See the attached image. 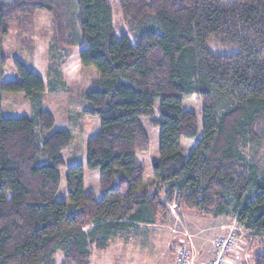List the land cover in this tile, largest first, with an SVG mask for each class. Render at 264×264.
<instances>
[{"label": "trees", "instance_id": "trees-1", "mask_svg": "<svg viewBox=\"0 0 264 264\" xmlns=\"http://www.w3.org/2000/svg\"><path fill=\"white\" fill-rule=\"evenodd\" d=\"M111 1L74 0L70 13L51 0H0V50L19 16L46 11L53 25L48 82L15 59L16 79L0 85V264H89L91 248L155 224L164 204L178 200L198 214H230L245 232L264 236V172L244 156L264 143V0H120L130 35L120 40ZM73 49L98 75L82 114L98 118L100 129L85 163L67 169L68 199L59 202L72 135L54 130L41 96L63 86L56 52L64 59ZM3 93L22 94L30 116L4 117ZM190 97L202 107L199 139L197 115L183 109ZM223 98L229 107L220 112ZM144 121L159 131L151 174L165 202L144 188L137 163L149 151ZM194 140L185 156L182 141ZM86 173L99 174V196L85 190ZM261 247L250 264H264Z\"/></svg>", "mask_w": 264, "mask_h": 264}, {"label": "rangeland", "instance_id": "rangeland-1", "mask_svg": "<svg viewBox=\"0 0 264 264\" xmlns=\"http://www.w3.org/2000/svg\"><path fill=\"white\" fill-rule=\"evenodd\" d=\"M10 4L15 0H1ZM68 8L72 13L71 5L74 0H51ZM111 16L114 36L120 40L123 37L130 39V35L123 23L120 13V0L111 1ZM70 22V14L67 17ZM53 25L52 17L46 11H37L33 15L19 16L10 26L9 34L3 39L0 50V85L15 80L13 60L22 61L29 69L34 66L44 77L47 83V71L50 64L49 48L52 45ZM78 50L68 51L63 59L62 52H56L55 63L61 72L62 85L57 83V91L48 89L41 96L42 107L54 117V130H67L72 135V142L63 153L65 168L60 171L61 184L57 201L67 202L65 177L67 169L76 164H84L86 145L99 131L98 118L84 116V94L91 88L98 75L92 68L81 67ZM33 65V66H32ZM229 107V99L223 98L219 111ZM1 109L4 117L30 116V102L22 94L3 93L1 95ZM183 109L194 112L199 121V136L202 134L201 103L194 97L183 101ZM142 125L149 138V151L137 155V163L145 169L144 188L149 192L158 191L159 199L165 202V187L155 182L151 174L152 163L159 156V131L151 128L145 121ZM197 143L182 141L184 155L188 156ZM245 159L257 168L258 175L264 172V143L259 146H250L244 152ZM99 174H85L84 187L86 191L99 196ZM178 200V199H177ZM162 220L153 225L138 226L118 235L111 236L107 246L101 251L91 248L89 264L107 262L108 264H174L177 248H191L199 255V259H208L211 242L226 235L231 230L241 229L242 242H238V256L252 255L259 251L264 242L263 237H254L245 232L235 221L234 216L228 214L213 218L209 215L198 214L191 209L182 208L180 201L164 204ZM88 230V229H86ZM231 255V254H230ZM229 256V255H228ZM234 254L232 257L234 258ZM56 259L59 261L60 256ZM245 259V258H244ZM250 264V259L247 261ZM247 264V263H245Z\"/></svg>", "mask_w": 264, "mask_h": 264}, {"label": "built area", "instance_id": "built-area-1", "mask_svg": "<svg viewBox=\"0 0 264 264\" xmlns=\"http://www.w3.org/2000/svg\"><path fill=\"white\" fill-rule=\"evenodd\" d=\"M241 229L231 230L226 235L214 239L210 244L209 258L199 259V255L191 248H177L175 251L174 264H245L249 255L239 257L238 242L242 243ZM231 254V255H230ZM234 254V258L232 257ZM229 255V256H228Z\"/></svg>", "mask_w": 264, "mask_h": 264}, {"label": "crops", "instance_id": "crops-1", "mask_svg": "<svg viewBox=\"0 0 264 264\" xmlns=\"http://www.w3.org/2000/svg\"><path fill=\"white\" fill-rule=\"evenodd\" d=\"M78 53H79V51L77 52V56H78ZM33 66V65H32ZM32 71H33V73H35L40 79H42L43 81H44V77L41 75V73L33 66L32 67ZM16 79V78H15ZM12 81H14V80H12ZM3 83H5V82H3ZM2 83V84H3ZM139 226H145V225H139ZM247 264H248V262H246ZM92 264V263H91ZM97 264H108L107 262H98Z\"/></svg>", "mask_w": 264, "mask_h": 264}]
</instances>
